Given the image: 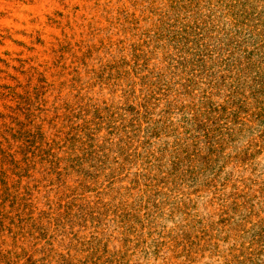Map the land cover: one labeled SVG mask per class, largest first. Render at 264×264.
Here are the masks:
<instances>
[{
    "label": "rangeland",
    "instance_id": "1",
    "mask_svg": "<svg viewBox=\"0 0 264 264\" xmlns=\"http://www.w3.org/2000/svg\"><path fill=\"white\" fill-rule=\"evenodd\" d=\"M0 264H264V0H0Z\"/></svg>",
    "mask_w": 264,
    "mask_h": 264
},
{
    "label": "bare ground",
    "instance_id": "2",
    "mask_svg": "<svg viewBox=\"0 0 264 264\" xmlns=\"http://www.w3.org/2000/svg\"><path fill=\"white\" fill-rule=\"evenodd\" d=\"M43 5H44V2L41 1L40 4H38V5L36 6V8H37V7H38V8L43 7Z\"/></svg>",
    "mask_w": 264,
    "mask_h": 264
}]
</instances>
